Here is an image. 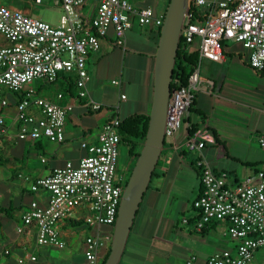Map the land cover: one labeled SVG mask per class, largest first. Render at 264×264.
<instances>
[{
    "label": "crops",
    "instance_id": "0c3cea01",
    "mask_svg": "<svg viewBox=\"0 0 264 264\" xmlns=\"http://www.w3.org/2000/svg\"><path fill=\"white\" fill-rule=\"evenodd\" d=\"M16 1L11 6L0 4L31 17L35 7L42 6L35 5L34 0ZM126 1L135 8L150 7L155 14L162 15L169 0ZM52 6L56 7L53 3ZM95 10L96 3L85 0L81 13L90 19ZM156 33V27L139 26L133 20L125 34L124 47L114 45L110 30L100 40L99 49L88 53L86 68L90 79L86 89L88 99L101 106L97 111L83 107L85 100L77 99V89L71 97L60 86L48 90L41 85L39 96L60 105L71 102L74 106L66 119L63 143H51L43 137L19 140L15 109L18 100L5 96L8 105L0 108L6 124V131L0 136V253L8 250L9 255L1 259V264H17L18 258L28 256H35L36 261L24 260L22 264H84V240L97 230L82 221L68 219L59 224L62 249L37 245L34 224L25 228L22 216L31 201L45 206L48 194L31 192L30 185L67 162L76 165L86 155L80 144H96L97 134L113 115L120 117L121 111L124 117L149 114L158 44ZM199 44L195 40L189 51L199 53ZM224 45L221 62L200 61V82L186 122L196 125L200 136L205 138L202 157L213 171L224 172L233 181L255 183L256 175L264 174V150L257 143V137L264 134V74L249 67L248 54L240 44L224 42ZM5 46L8 42L0 35V48ZM116 78L121 80L119 85L112 83ZM34 89L36 94L38 86ZM135 90L137 96L132 94ZM58 94H62V99H57ZM121 95L125 98L121 99ZM192 114L195 121L191 120ZM183 136L184 130H180L175 137L176 149L167 143L163 145L161 173L156 177L161 181L150 189L146 198L144 194L118 264H186L191 256L196 257L193 264H204L215 252L235 249L237 243L228 236L226 222H211L201 231L194 228L193 201L199 195L200 181L192 167L197 156L188 163L183 159L187 155L182 148ZM79 213L86 215L84 210ZM71 222L81 225L74 227ZM20 227L21 233L17 232ZM110 228L103 225L98 232L110 236ZM109 244L99 251L98 264ZM263 262L264 249H261L254 254L252 264Z\"/></svg>",
    "mask_w": 264,
    "mask_h": 264
},
{
    "label": "built area",
    "instance_id": "2783aa9c",
    "mask_svg": "<svg viewBox=\"0 0 264 264\" xmlns=\"http://www.w3.org/2000/svg\"><path fill=\"white\" fill-rule=\"evenodd\" d=\"M42 1L34 0V4L41 5ZM93 1L96 10L93 17L87 19L81 13L85 0H53V5L62 10L57 25L0 4V35L8 42V46L0 48V108L8 105L6 95L23 94L15 103L19 140L43 137L51 143H63L66 119L74 108L71 102L60 105L36 95L34 82L51 84L60 74L74 76L77 99L85 100L84 108L97 111L101 106L88 99L86 89L90 79L86 68L88 53L99 49L100 40L106 38L110 30L114 45L124 47L125 34L133 20L139 26L159 28L163 24L164 14L157 15L150 7L135 8L126 0ZM192 6L204 8L206 19L192 22V13H187L180 37L190 45L199 40V62L187 85L178 86L170 93L164 144L176 149L175 137L184 130L183 145L197 156L195 168L200 192L193 201L195 230L201 231L211 222L223 221L228 224V236L237 243L233 251L215 252L204 264H252L254 254L264 249V174L259 172L253 183L233 181L226 173L213 171L202 157L205 138L198 131L190 136L186 119L200 82V61L221 62L224 58L222 43L240 44L248 54L249 67L264 74V0H194ZM120 82V78L112 81L114 85ZM57 99H62V94H58ZM114 110L117 111L118 106ZM118 126L119 118L113 115L97 134L96 144H80L86 155L76 165L67 162L30 185L31 192L48 194L45 206L31 201L22 216L25 228L34 224L37 245L62 249L59 224L76 219L97 230L96 234L85 238L83 256L84 264H98L99 251L111 241V236L100 235L98 229L103 225L114 226L123 193L115 177L120 143ZM5 131V118L0 114V136ZM257 143L264 150V134L257 137ZM81 210L86 215L82 216ZM22 231V227L17 229L19 233ZM7 255L8 250L0 253V264ZM25 258H18L16 263L36 261L35 256ZM195 261L196 257L191 256L186 264Z\"/></svg>",
    "mask_w": 264,
    "mask_h": 264
},
{
    "label": "water",
    "instance_id": "95a60500",
    "mask_svg": "<svg viewBox=\"0 0 264 264\" xmlns=\"http://www.w3.org/2000/svg\"><path fill=\"white\" fill-rule=\"evenodd\" d=\"M192 0H169L155 53L153 100L145 141L121 196L110 252L104 264H118L143 195L164 145L166 108L180 31Z\"/></svg>",
    "mask_w": 264,
    "mask_h": 264
},
{
    "label": "trees",
    "instance_id": "16d2710c",
    "mask_svg": "<svg viewBox=\"0 0 264 264\" xmlns=\"http://www.w3.org/2000/svg\"><path fill=\"white\" fill-rule=\"evenodd\" d=\"M192 1H194V0H192ZM168 3H169V1H168ZM187 13H189V14L192 13L191 21L197 22V23L204 21L206 19V15H207L206 10L204 8L194 7V6H192L190 8V10L187 11ZM160 29H161V27L157 28V33H156V41L157 42H158L159 36H160ZM189 47H190V44L185 43L183 38L180 37L179 43H178V48L176 51V56H175L174 69H173V72L176 75V78L173 79V81L170 85L171 90L176 89L178 86H186L190 74L193 72L194 68L196 67L197 63L199 62V53L197 51L190 52ZM222 48H223V50H224V48H226L224 43H222ZM54 83H58L64 93H67L71 97H73L72 96L73 90L76 89L74 76L60 74ZM41 88H42L41 85L38 86V89L36 90V95H39ZM22 96H23V94L14 93L10 99L11 100H21ZM195 99H194V102H195ZM194 102L189 109V113L192 111V107L194 105ZM118 118H119V126L117 128V131H118V134L120 137L119 145L123 146L126 150H128L130 152H135L136 153V159H137V157L140 153V150L142 148V145L145 141L146 132H147V128H148V122H149V116H148V114H145V113H134V114H131L127 117H123V118L118 117ZM189 124H190V122H189ZM197 131H198L197 126L194 124H190V129L188 130L189 135L192 136ZM161 154H162V150H161L159 159L161 158ZM159 159H158V161H159ZM192 167L193 168L195 167V161L192 163ZM155 169H156V166H155ZM155 169L152 173V177H151V180L148 184L147 190L149 189V186L152 182V178L157 177V175L155 173ZM196 171H197V169H196ZM163 175L164 174H162V176ZM125 184H126V182H125ZM137 213H138V211H137ZM137 213H136V215H137ZM70 224H71V226H74V227L81 225L80 222H74V223L71 222ZM113 227L114 226H112L109 230V234L111 237L113 235ZM109 252H110V244L107 248V251L105 253V256H104L101 264L105 263L108 255H109Z\"/></svg>",
    "mask_w": 264,
    "mask_h": 264
},
{
    "label": "rangeland",
    "instance_id": "374dc122",
    "mask_svg": "<svg viewBox=\"0 0 264 264\" xmlns=\"http://www.w3.org/2000/svg\"><path fill=\"white\" fill-rule=\"evenodd\" d=\"M0 3H1V4H4V5H7V6H11V5H15V4L17 3V1H16V0H0ZM35 11H36V12L33 13L32 17H34V18H35V17H36V18H40L41 20H43V21H47V22H49V23H51V24H53V25H55V24L58 23V19H59L60 15L62 14V10H61L60 8H56V7H53V6H52L51 0H43L42 6L35 7ZM203 62H204V61H203ZM40 85L43 86V89L48 88V90H57L58 87H59V84H58V83L45 84V83H43V82H41V81L34 82V83L32 84V87H33V88H36L37 86H40ZM132 94L135 95V96H137V90L133 91ZM11 96H12L11 94L7 95L8 98H11ZM123 117H124V116H123V112L121 111V113H120V118H123ZM195 119H196L195 115L192 114V115H191V120H192V121H195ZM201 126H202V125H201ZM93 132H95V129H94ZM165 146H166V145H165ZM165 146H164V147H165ZM182 148H183L184 152L187 153V155L184 156L183 159H184V161H186V162L188 163V162H189L191 159H193L196 155L193 154V153H191V152H189L186 146L183 145ZM163 149H164V148H163ZM163 149H162L161 158L159 159V161H158V163H157V165H156V169H155V173H156V175H160V173H161L162 158H163V153H164V150H163ZM121 151H122V149L119 148V153H120ZM140 151H141V150H140ZM195 160H196V157H195ZM134 165H135V163H134ZM134 165H133V167H134ZM130 174H131V172H130ZM130 174H129V176H130ZM126 180H127V179H126ZM160 181H161V179L158 180L156 177H153V178H152V182H151V184H150V186H149V189L146 191L144 198H146L147 194L150 192V189H151L152 187H154V186H158V183H159ZM125 182H127V181H125ZM183 184H184L185 186H188V183H187V182L185 183V182L183 181ZM123 186L125 187V183L123 184ZM124 187H123V188H124Z\"/></svg>",
    "mask_w": 264,
    "mask_h": 264
},
{
    "label": "flooded vegetation",
    "instance_id": "af4514ba",
    "mask_svg": "<svg viewBox=\"0 0 264 264\" xmlns=\"http://www.w3.org/2000/svg\"><path fill=\"white\" fill-rule=\"evenodd\" d=\"M119 148L122 151L118 154L115 177L117 183L123 187L125 181H128L129 174L132 172L133 165L137 159L135 152H130L121 145H119Z\"/></svg>",
    "mask_w": 264,
    "mask_h": 264
}]
</instances>
